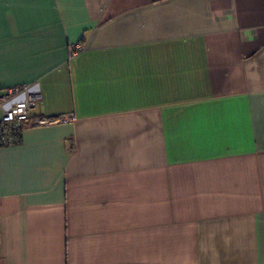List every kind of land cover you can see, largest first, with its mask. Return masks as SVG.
<instances>
[{
	"label": "crops",
	"instance_id": "1",
	"mask_svg": "<svg viewBox=\"0 0 264 264\" xmlns=\"http://www.w3.org/2000/svg\"><path fill=\"white\" fill-rule=\"evenodd\" d=\"M26 83L0 264H264V0H0Z\"/></svg>",
	"mask_w": 264,
	"mask_h": 264
},
{
	"label": "built area",
	"instance_id": "2",
	"mask_svg": "<svg viewBox=\"0 0 264 264\" xmlns=\"http://www.w3.org/2000/svg\"><path fill=\"white\" fill-rule=\"evenodd\" d=\"M76 48L77 45H74L73 50ZM40 100L41 92L33 83L12 85L0 90V146L18 143L27 125L49 124L55 120L32 116L31 110Z\"/></svg>",
	"mask_w": 264,
	"mask_h": 264
}]
</instances>
